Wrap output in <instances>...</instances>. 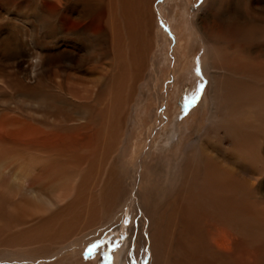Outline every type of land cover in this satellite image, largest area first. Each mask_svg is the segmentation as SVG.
<instances>
[{
    "label": "bare ground",
    "instance_id": "6f19581e",
    "mask_svg": "<svg viewBox=\"0 0 264 264\" xmlns=\"http://www.w3.org/2000/svg\"><path fill=\"white\" fill-rule=\"evenodd\" d=\"M166 4L0 0V264H81L128 207L134 259L149 247L151 264H264V0H204L209 124L152 164L153 140L126 144L153 60L164 76Z\"/></svg>",
    "mask_w": 264,
    "mask_h": 264
},
{
    "label": "rangeland",
    "instance_id": "374dc122",
    "mask_svg": "<svg viewBox=\"0 0 264 264\" xmlns=\"http://www.w3.org/2000/svg\"><path fill=\"white\" fill-rule=\"evenodd\" d=\"M203 3L204 0H167V4L161 8L160 14H157L156 17L159 32L168 40V46L160 47L157 52L160 63L158 66L164 76L158 81L155 79L157 67H155L156 61L153 60L149 72L150 77L141 85L140 95H138L129 117V136L126 144L135 148V145L141 144L146 139L144 152H147L150 141L153 140L154 149H152V153L150 152V156L153 157L150 162L152 164L167 160L173 161L176 156H181L187 146L204 133L209 124L208 117L211 112L209 85L206 77L202 75V67L207 57V44L196 26L197 12ZM168 4H177L173 19L167 18L169 14L167 17L165 16L166 12L164 11ZM206 14L207 10L203 11L200 14L201 19L206 20ZM28 15L29 13L24 12L18 16L30 19ZM181 17L188 20L187 24L190 29L188 41L186 40L187 36L186 39L181 38L176 31L180 26L178 24ZM27 22L30 24V21ZM186 30L188 29H184V31ZM197 62L201 71L200 75L196 73ZM175 63L184 64V66L173 82L171 76ZM201 83L205 85L202 94L193 100ZM159 92L165 96L168 92L169 102H164L161 96L158 98L159 95L157 96L156 93L159 94ZM132 153H128V155H133ZM126 210L125 220L128 222L124 221L123 224L112 229L111 233L108 232L104 236L103 242L83 244L75 258L78 262L81 264H123L126 259L127 264H151L153 262L149 247L144 251L143 257L137 256L136 260L131 254L134 255L138 251L135 252L136 249L133 248L128 252L133 212L130 207ZM138 234H140V229L135 232V240Z\"/></svg>",
    "mask_w": 264,
    "mask_h": 264
},
{
    "label": "snow or ice",
    "instance_id": "6c2138e0",
    "mask_svg": "<svg viewBox=\"0 0 264 264\" xmlns=\"http://www.w3.org/2000/svg\"><path fill=\"white\" fill-rule=\"evenodd\" d=\"M196 73L197 75H200L201 74V71H200V67H199V63L197 62V67H196ZM205 85L203 83H201L197 90H196V93L195 95L193 96V100H195L198 96H200L202 94V91L204 89ZM128 221L125 220V223H127ZM93 247H95V245H93ZM89 252H91V249H89Z\"/></svg>",
    "mask_w": 264,
    "mask_h": 264
},
{
    "label": "flooded vegetation",
    "instance_id": "af4514ba",
    "mask_svg": "<svg viewBox=\"0 0 264 264\" xmlns=\"http://www.w3.org/2000/svg\"><path fill=\"white\" fill-rule=\"evenodd\" d=\"M173 82H174V80H173Z\"/></svg>",
    "mask_w": 264,
    "mask_h": 264
}]
</instances>
